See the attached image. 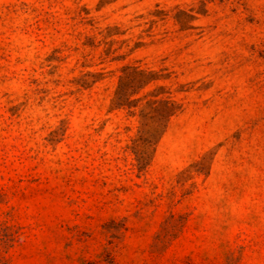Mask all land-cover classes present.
Returning <instances> with one entry per match:
<instances>
[{"label":"rangeland","instance_id":"rangeland-1","mask_svg":"<svg viewBox=\"0 0 264 264\" xmlns=\"http://www.w3.org/2000/svg\"><path fill=\"white\" fill-rule=\"evenodd\" d=\"M124 65L183 104L144 171ZM0 264H264V0H0Z\"/></svg>","mask_w":264,"mask_h":264},{"label":"trees","instance_id":"trees-1","mask_svg":"<svg viewBox=\"0 0 264 264\" xmlns=\"http://www.w3.org/2000/svg\"><path fill=\"white\" fill-rule=\"evenodd\" d=\"M198 13L204 14L206 10L202 8ZM174 18L181 30H190L194 28L192 22L197 19V15L179 10ZM93 76L92 84L102 79L101 74ZM168 78L167 75L140 66L124 65L121 69L112 108L123 109L129 116L140 118L142 142L140 150H135L140 171H144L150 164V147L160 141L170 120L183 111V104L175 99L164 85L141 95L152 83ZM144 100L145 104H142Z\"/></svg>","mask_w":264,"mask_h":264}]
</instances>
